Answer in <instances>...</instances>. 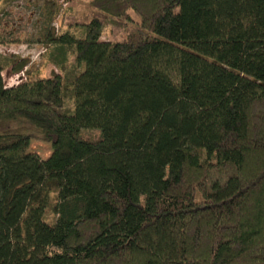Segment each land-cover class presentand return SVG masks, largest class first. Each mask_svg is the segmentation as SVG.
<instances>
[{
  "label": "trees",
  "instance_id": "16d2710c",
  "mask_svg": "<svg viewBox=\"0 0 264 264\" xmlns=\"http://www.w3.org/2000/svg\"><path fill=\"white\" fill-rule=\"evenodd\" d=\"M41 40L47 77L0 57V264H264V0H90Z\"/></svg>",
  "mask_w": 264,
  "mask_h": 264
},
{
  "label": "rangeland",
  "instance_id": "374dc122",
  "mask_svg": "<svg viewBox=\"0 0 264 264\" xmlns=\"http://www.w3.org/2000/svg\"><path fill=\"white\" fill-rule=\"evenodd\" d=\"M90 0H0V37L4 43L0 45V57L9 58L15 63L26 60V66L19 73H13L10 66L1 72L2 84L5 87L28 79L44 78L56 69L44 58V45L41 37L45 31L53 33L72 26L87 7ZM129 18L135 19L128 11ZM109 25L100 36V40L114 41L123 37L128 30L127 24L120 27ZM79 35L77 34V37ZM18 123L0 124L1 130H17ZM28 129V128H26ZM29 141L26 151L45 159L50 152V143L41 135L28 130ZM47 213V220H49Z\"/></svg>",
  "mask_w": 264,
  "mask_h": 264
}]
</instances>
